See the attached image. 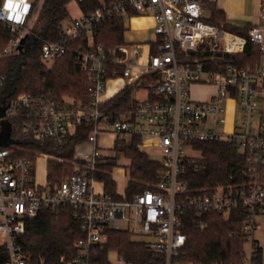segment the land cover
Returning a JSON list of instances; mask_svg holds the SVG:
<instances>
[{"label":"built area","instance_id":"2783aa9c","mask_svg":"<svg viewBox=\"0 0 264 264\" xmlns=\"http://www.w3.org/2000/svg\"><path fill=\"white\" fill-rule=\"evenodd\" d=\"M99 1L101 7L65 22L60 41H46L42 46L46 63L70 50L76 54L90 81L87 105L74 99L60 103L44 92L5 97L0 75V137L7 126L10 138L21 144L52 142L62 148L82 125H92L87 140L74 148L71 174L56 186L37 182L38 160L48 155L38 154L34 161L20 155L21 144L0 147V232L7 237L4 245L8 250V260L1 264H47L28 257L17 237L42 209L60 207L74 211L83 233L75 243L76 255L62 258L60 264H100L95 259L105 248L109 230L146 237L150 248L164 256L165 264H195L178 260L187 241L186 222L193 221L196 228L204 229L210 213L227 217L240 208L249 211L243 232L244 246L251 245L250 257L244 251L243 264H264L255 239L258 216L264 215V117L255 122L257 101L264 97V0L260 1L259 22L249 31L263 55L261 65L253 68L235 67L223 57H211V61L223 64L219 68L203 61L208 53L243 52L247 42L203 20L206 6L217 0ZM34 2L3 0L0 24L17 34L4 49V56L21 52L22 39L31 34L28 21ZM133 13L154 18L156 54H152L151 45L146 61H142L145 51L140 45L95 47V29L101 22L130 18ZM229 37L242 40V47L230 49ZM79 39H86L88 48L73 49L71 42ZM120 69L123 73L119 76ZM154 73L160 75L159 84L146 101H136L125 118L113 119L101 109L127 85L146 81L150 75H143ZM112 82L119 88L107 97V86ZM195 85L213 86L215 92L208 100H195ZM103 137L112 140V148L100 146ZM133 138L141 140L143 151L154 147L159 152L160 181L131 200H117L98 175L109 158L122 157L114 149L117 140L130 142ZM218 140H227L248 154L249 170L242 173L244 179L239 182L192 191L180 179L184 162L192 158L185 150L199 152L197 143ZM119 220L126 229L117 227Z\"/></svg>","mask_w":264,"mask_h":264},{"label":"trees","instance_id":"16d2710c","mask_svg":"<svg viewBox=\"0 0 264 264\" xmlns=\"http://www.w3.org/2000/svg\"><path fill=\"white\" fill-rule=\"evenodd\" d=\"M77 1L84 14L102 6L99 0H35L28 21L29 34L21 52L4 56V49L17 34L0 24V75L4 80L2 94L8 98L23 94L51 93L52 97L64 103L74 99L87 105L90 102V81L84 72L80 60L70 50L66 55L54 60L49 66L42 59L44 42H57L62 38L63 26L70 20L69 4ZM3 0H0V9ZM209 17L203 20L233 35L246 39L243 52L208 53L202 57L211 68L223 66L211 61V57H223L227 64L238 68H253L261 65L263 55L260 47L251 41L249 31L253 26L238 28L227 22L225 12L217 8L216 3L208 5ZM137 16L130 14V17ZM128 27L126 19H112L101 22L95 29V47L117 49L127 44L125 33ZM88 48L86 39L71 42L73 49ZM156 45L152 54H156ZM123 73L120 69L119 76ZM160 75L150 74L146 81L127 85L122 91L106 100L101 109L113 119H123L130 107L136 103L133 93L138 88L147 87L150 92L159 84ZM154 98V97H152ZM156 99V98H155ZM91 124L82 125L64 147L52 142H26L21 144L20 155L29 156L34 161L38 154L48 155L47 181L56 186L70 175L73 167L74 148L87 140ZM141 140L133 138L130 142L117 140L114 149L117 155L129 160L130 182L125 194H119L113 172L118 168V158H109L101 167L98 179L104 183L106 191L117 200H131L133 196L160 181V161L150 158L141 149ZM201 156L189 158L184 162L180 179L192 190L212 187L222 183H236L244 179L242 173L248 171V154L242 153L227 140L199 142L196 144ZM30 154L34 156L31 157ZM232 176V179H231ZM248 209L240 208L225 217L219 213H210L206 228H196L193 221H187L186 244L178 257L180 261L195 264H243L244 226ZM81 221L70 208H44L37 218L32 220L23 234L17 237L25 254L32 260H43L47 264H60L62 258L72 259L76 255L75 243L83 236ZM104 250L96 256L100 264H112L110 254L117 253L127 264H165V258L143 240H135L127 231L109 230ZM262 257V248H261ZM8 260L7 247L0 245V264Z\"/></svg>","mask_w":264,"mask_h":264},{"label":"rangeland","instance_id":"374dc122","mask_svg":"<svg viewBox=\"0 0 264 264\" xmlns=\"http://www.w3.org/2000/svg\"><path fill=\"white\" fill-rule=\"evenodd\" d=\"M34 0H29V2H33ZM210 4V3H209ZM208 4V5H209ZM207 5V6H208ZM206 6V7H207ZM69 9L71 11L72 14V18L76 17L79 14V7H78V3L77 1L72 2L69 5ZM205 15L204 17H209L210 16V11L206 10L204 11ZM259 15V12H258ZM148 16V15H145ZM130 18H126V26L128 28H130ZM71 20V18H70ZM131 30V28H130ZM156 36V35H155ZM128 38V36H127ZM223 45V42H222ZM49 66H52L53 61H49L47 63ZM147 75L150 74H145L143 75V78H145ZM149 77V76H147ZM138 82V81H137ZM113 87V94H115V92L118 90V86L114 87V84H109L107 86L108 89ZM149 88L147 87H143V88H138L134 93H133V98L138 101V102H144L148 99L149 96ZM111 94V95H113ZM110 94H106V96L108 97ZM258 103V110H257V115L255 118V122H258V120L264 117V97H261L260 99H258L257 101ZM112 127L109 128V130H111ZM99 144L101 147L103 148H112L113 144H112V140L108 137H103L100 139ZM108 153H112L111 149H107L106 150ZM144 152H147V154L150 156V158L157 160V161H161L162 157L160 156L159 152L156 150V148L152 147V148H148V149H144ZM185 155L186 156H190L192 158H199L201 156L200 152H197L191 148H187L185 150ZM48 156L46 157H41L38 160V165H37V182L39 184H45L47 181V165H48ZM129 160L126 159L125 157H120L118 158V168L116 170H114L113 172V177L117 182V188L118 191L121 194H125L126 188L131 180L130 178V167H129ZM117 227L119 229H126V225L124 224L123 221H117ZM135 240H147L146 237H134ZM255 239L258 242V244L260 245V247L263 249V262H264V215H260L258 216V227L256 228L255 231ZM7 242V237L6 235L2 234L0 232V245L1 244H5ZM244 251H245V255L246 257H250V253H251V245L248 243L245 244L244 246ZM110 261L112 264H125V262L119 257V255L117 253H111L110 254Z\"/></svg>","mask_w":264,"mask_h":264},{"label":"crops","instance_id":"0c3cea01","mask_svg":"<svg viewBox=\"0 0 264 264\" xmlns=\"http://www.w3.org/2000/svg\"><path fill=\"white\" fill-rule=\"evenodd\" d=\"M260 1L261 0H217L215 3L218 9L225 12L228 23L238 28H245L247 26H255L256 24H258ZM206 10H209L208 6L205 8V11ZM69 13L71 16V20L79 18L83 14L80 7L79 14L76 17L72 18L70 9ZM130 28H128L127 32L125 33V41L127 44L140 45L142 48H144L145 55L142 61H146L147 53L149 52L151 45L153 46L155 40L157 39V37L155 36V20L150 15L134 16L130 19ZM140 70L141 68L139 67L135 70V72L139 74ZM111 84H114V87L118 86L116 82H112ZM112 91L113 87L108 89L107 93L110 94L109 97L112 96ZM214 92L215 88L213 86L195 85L192 88V97L195 100L204 101L208 100ZM119 194L121 193L119 192Z\"/></svg>","mask_w":264,"mask_h":264},{"label":"water","instance_id":"95a60500","mask_svg":"<svg viewBox=\"0 0 264 264\" xmlns=\"http://www.w3.org/2000/svg\"><path fill=\"white\" fill-rule=\"evenodd\" d=\"M27 36H25L21 41V46L19 50H22L23 46L25 45L27 41ZM222 61V60H220ZM22 142L20 141H14L10 138V129L9 127L5 126L2 135L0 137V147H10L12 145H20Z\"/></svg>","mask_w":264,"mask_h":264},{"label":"bare ground","instance_id":"6f19581e","mask_svg":"<svg viewBox=\"0 0 264 264\" xmlns=\"http://www.w3.org/2000/svg\"><path fill=\"white\" fill-rule=\"evenodd\" d=\"M228 40H229L230 49L233 50L240 49L243 45L242 40H234L232 37H229Z\"/></svg>","mask_w":264,"mask_h":264}]
</instances>
